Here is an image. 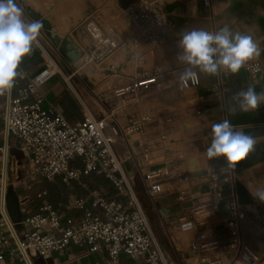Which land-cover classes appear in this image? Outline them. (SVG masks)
<instances>
[{
    "label": "crops",
    "instance_id": "obj_1",
    "mask_svg": "<svg viewBox=\"0 0 264 264\" xmlns=\"http://www.w3.org/2000/svg\"><path fill=\"white\" fill-rule=\"evenodd\" d=\"M137 1L21 0V6L24 4L32 12L47 18L55 34L62 40L70 39L76 49L78 43L86 42L82 28L88 19L94 20L105 30H113L125 44L104 64V68L109 65L116 67V73L96 72L91 78L94 87L88 92L87 99L85 86L91 81L88 76L84 74L81 78L82 86H70L63 78V82H55L54 77L41 88L45 96L44 106H54L70 120H81L88 114L93 118L113 114L122 127L127 126L132 118H147L141 131L126 136L114 147V152L146 215L152 239L170 264H204L203 259L220 260L222 264H238L234 253L225 248L228 242L227 207L230 199L236 202L242 245L245 246L248 238L251 242L261 240L263 243L257 256L264 260V237L259 232V225H264V203L253 198L249 191L264 187V167L251 170L257 163L264 164V104L255 111H237L234 115L229 111L233 104V93L247 89L249 85H255L257 92L264 91V52L259 57L262 61L261 77L253 79L243 69L235 75H229L226 91L218 106L213 103L215 97L209 91L215 76L199 73L197 70L199 85L182 91L177 79L186 65L176 61L181 51L178 47L181 34L192 29L216 31L228 25L233 32L241 31L252 35L260 47L264 48V0H209V4L208 0H160L167 17V29L162 44L140 45L144 60L141 68H137L130 61V50L126 46L137 31L128 13L129 7ZM25 15L26 19L32 20L26 12ZM67 24L70 26L68 31L63 36L58 35ZM48 41L41 29L38 42L51 54ZM34 50L42 58V62L31 71L25 72L28 78L37 74L45 63L40 48L34 45ZM63 61L67 64L64 59ZM73 67H78V63ZM73 67L68 65V74ZM140 73L155 75L161 83L160 89L139 92L123 102L112 97L113 89L129 83ZM224 119H228L235 128L256 137L258 143L256 151L232 172L233 182L224 184L219 180L217 188L213 189L210 174H220L225 161L222 157L209 161L205 152L211 141L212 125ZM162 137L166 138L163 143ZM166 144L171 147L167 148ZM146 151L150 153L145 158ZM159 152L164 153L162 160H156ZM128 154L131 156L126 160ZM148 163L165 166L171 177L163 185L164 190L153 196L145 191L142 182ZM199 172H206V175L193 177ZM90 187V191L99 190L103 194H112L111 184L102 178L97 179ZM214 191H219L224 200L207 225L195 233H170V226L177 224L191 208L207 201ZM180 192L185 195L180 196ZM73 196L69 201L58 204L60 212L79 214L77 211L68 210ZM40 203V200L29 197V213H38ZM42 232L53 233L49 228H44ZM196 233H212L209 241L218 240L219 248L204 252L191 249L190 244ZM177 234L183 236L178 238ZM16 263L17 258L8 254H4L0 260V264ZM33 263L111 264L104 251L90 253L80 246H69L46 261L36 258ZM118 264L142 263L121 256Z\"/></svg>",
    "mask_w": 264,
    "mask_h": 264
},
{
    "label": "built area",
    "instance_id": "obj_2",
    "mask_svg": "<svg viewBox=\"0 0 264 264\" xmlns=\"http://www.w3.org/2000/svg\"><path fill=\"white\" fill-rule=\"evenodd\" d=\"M128 13L137 31L126 46L130 50V61L141 68L144 60L140 45L162 44L167 17L160 0H138L129 7ZM82 29L86 42L77 44V61L80 60L84 66L92 65V70L97 73L115 74L116 67L109 65L104 68V64L125 45L122 38L113 30L101 28L91 19L83 23ZM37 46L45 58L43 68L30 78L25 76L18 80L10 94L0 97V136L5 142L6 152L10 141L27 162L31 175L48 181L59 179L66 185L76 184L87 195L72 197L68 210L79 212L72 215L60 212L59 205L48 204L45 201L47 192L39 191L33 196L41 202L38 213L31 214L27 206L29 198H20V193H17L21 219L16 227L7 213L6 190L0 187V260L4 254H8L17 258L16 264H34L36 258L46 261L69 246H80L90 253L104 251L111 264H118L121 256L142 264H170L154 243L146 215L114 152V147L126 136L141 131L147 118H132L127 126L122 127L113 114H104L99 118L88 114L81 120H70L54 106H44L42 86L61 73L56 60L39 42ZM74 64L69 66L73 67ZM242 69L251 78L259 79L262 61L259 57L254 58ZM71 70L74 69L68 72ZM179 77L177 81L182 91L199 85L198 75L195 80L184 82ZM228 77L229 74L221 73L209 86L216 106L222 102ZM160 87L161 83L155 75L140 73L129 83L113 89L112 97L123 102L139 92L159 90ZM165 141L166 138L162 137L161 142ZM149 153L146 151L144 157ZM130 156L126 155V160ZM147 166L142 176L143 188L153 196L164 190L163 185L171 177L165 166L149 163ZM14 169L12 175L17 173V166ZM99 178L111 184L112 194L89 190ZM219 180L231 184L232 172L210 174L213 189L217 188ZM184 195V192H180V196ZM223 200L222 194L214 191L207 201L191 208L177 224L170 226V233L197 232L207 225ZM227 208L228 242L225 248L232 251L241 264H264V260H260L255 252L242 245L236 202L230 199ZM44 228H49L53 233L42 232ZM212 236V233H196L190 248L202 252L218 249V240L209 241ZM202 261L204 264H222L220 260Z\"/></svg>",
    "mask_w": 264,
    "mask_h": 264
},
{
    "label": "clouds",
    "instance_id": "obj_3",
    "mask_svg": "<svg viewBox=\"0 0 264 264\" xmlns=\"http://www.w3.org/2000/svg\"><path fill=\"white\" fill-rule=\"evenodd\" d=\"M42 21L25 17L21 0H0V97L11 93L18 80L26 73L21 68L24 59L32 54L38 44ZM180 52L176 61L186 65L180 74L182 82L195 80L199 73L219 76L221 73L235 75L254 58L260 57L264 48L253 36L241 31L233 32L228 25L216 31L192 29L184 31L178 41ZM229 111L250 112L264 104V91L257 92L255 85L232 94ZM221 110H222V106ZM258 140L251 134L235 128L228 119L212 125L211 141L205 155L209 161L223 158L221 172H234L236 166L256 151ZM264 164L257 163L252 171ZM253 198L264 203V187L254 191Z\"/></svg>",
    "mask_w": 264,
    "mask_h": 264
},
{
    "label": "rangeland",
    "instance_id": "obj_4",
    "mask_svg": "<svg viewBox=\"0 0 264 264\" xmlns=\"http://www.w3.org/2000/svg\"><path fill=\"white\" fill-rule=\"evenodd\" d=\"M69 27H70L69 24H67L64 27V30L62 31V33H59L58 35L63 36L68 31ZM59 38L61 39V37ZM49 49L51 53L50 55L55 58L58 69L61 73V75L59 74L56 76V78L54 79L55 82H63L62 80V76H63V78L66 80V83L68 85L74 86L76 84L78 86H82L83 83L81 81L82 80L81 78L84 76V74H87L88 78L91 79L93 75L96 73L95 71L92 70V65L84 66L81 62L79 67H76V68L73 67L74 70H71V72L68 74L67 73L68 65L65 64V62L56 52V49L54 48L52 44L50 45ZM85 87L87 90V94L85 95V98L87 99L88 92H90V89L94 87L93 79H91V81L88 82V86H85ZM1 128L2 127L0 124V132H1ZM4 144L5 142L0 136V184L2 181V168H3V162H2L3 153L1 149L4 147ZM8 146H9L8 153H7L8 157L9 158H13V156L15 157L13 158L14 160L12 162V172L15 170L14 167L17 166V173L15 175H12V174L10 175L8 179V184L12 190L18 191L21 197L34 198L33 196H35V194H37L39 191L45 190L48 192L49 189H52V190L58 189L61 193V198H62L61 203H62L64 201H69L72 195L74 196L75 195H80V196L87 195V192L83 190L80 186H77L76 184L71 183V184L66 185L63 182H61L59 179H56L54 181H48L45 179H41L37 176L31 175L30 167L28 166L27 162L23 159V157H21L19 153H17L16 149L13 147L10 141L8 143ZM166 147L170 148L171 146L170 144H166ZM163 158H164V153L159 152L156 160H162ZM23 181L26 182L25 185L22 184ZM89 190H91V187H89ZM27 206L30 207V205H27ZM248 228H250V226H248ZM259 232H260V235L262 234V236L264 237V225L263 226L259 225ZM176 236L179 238L183 235L177 234ZM245 241H246V244L244 247H246L252 252H255L256 255H258L259 254L258 249L262 247L263 242L261 240L257 242H254V241L251 242L249 238L246 239ZM238 264H241L239 260H238Z\"/></svg>",
    "mask_w": 264,
    "mask_h": 264
},
{
    "label": "water",
    "instance_id": "obj_5",
    "mask_svg": "<svg viewBox=\"0 0 264 264\" xmlns=\"http://www.w3.org/2000/svg\"><path fill=\"white\" fill-rule=\"evenodd\" d=\"M38 20L42 21L43 27L41 29L50 43L54 46L57 53L67 62L68 65H73L78 60L79 55L72 41L68 38L62 40L54 35L52 32V26L47 20L43 18H39ZM203 175H206V172L196 173L193 177ZM5 204L11 223L18 227L21 219L19 201L17 193L11 188L6 190Z\"/></svg>",
    "mask_w": 264,
    "mask_h": 264
},
{
    "label": "trees",
    "instance_id": "obj_6",
    "mask_svg": "<svg viewBox=\"0 0 264 264\" xmlns=\"http://www.w3.org/2000/svg\"><path fill=\"white\" fill-rule=\"evenodd\" d=\"M42 62V58L39 56V54L34 50L32 54L24 59L22 62L21 68L24 72L31 71L34 67L39 65ZM47 192V191H46ZM61 193L58 189L52 190L49 189L47 192V195L45 197V201L53 206H58L59 203H61Z\"/></svg>",
    "mask_w": 264,
    "mask_h": 264
},
{
    "label": "bare ground",
    "instance_id": "obj_7",
    "mask_svg": "<svg viewBox=\"0 0 264 264\" xmlns=\"http://www.w3.org/2000/svg\"><path fill=\"white\" fill-rule=\"evenodd\" d=\"M22 6L25 9L26 14L29 15L30 17H32L33 19H37L38 20L39 18H43V19H45V20H47L49 22V20L47 18L41 17L40 15L32 12L31 10H29L28 8H26L24 6V4H22ZM52 32H53L54 35H56L55 32H54V30H53V28H52ZM76 62L78 63V67H79L81 61L79 60V61H76ZM13 160H14L13 158H9L8 157L7 152H6V149L4 147V149H3V158H2V162H3L2 181H1V184H0V187H2V190L3 191H5L8 188H10V186L8 184V179H9L10 175L12 174V162H13Z\"/></svg>",
    "mask_w": 264,
    "mask_h": 264
}]
</instances>
